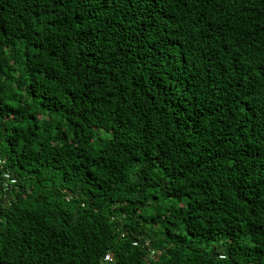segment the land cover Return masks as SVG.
Segmentation results:
<instances>
[{
  "label": "trees",
  "instance_id": "trees-1",
  "mask_svg": "<svg viewBox=\"0 0 264 264\" xmlns=\"http://www.w3.org/2000/svg\"><path fill=\"white\" fill-rule=\"evenodd\" d=\"M0 160V264H264V0H0Z\"/></svg>",
  "mask_w": 264,
  "mask_h": 264
},
{
  "label": "built area",
  "instance_id": "built-area-1",
  "mask_svg": "<svg viewBox=\"0 0 264 264\" xmlns=\"http://www.w3.org/2000/svg\"><path fill=\"white\" fill-rule=\"evenodd\" d=\"M3 161L0 160V165ZM17 181V178L15 176H13L9 170H3L2 173H1V189H2V192L5 193L16 183ZM134 245H137L138 242L137 241H134L133 242ZM144 244L147 245L148 244V241L145 240L144 241ZM150 254L151 256L154 254V250H150ZM105 259H109V255H106L105 256Z\"/></svg>",
  "mask_w": 264,
  "mask_h": 264
}]
</instances>
